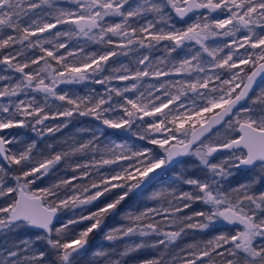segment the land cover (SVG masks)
<instances>
[{
    "label": "snow or ice",
    "instance_id": "6c2138e0",
    "mask_svg": "<svg viewBox=\"0 0 264 264\" xmlns=\"http://www.w3.org/2000/svg\"><path fill=\"white\" fill-rule=\"evenodd\" d=\"M65 2L71 6H59L58 0H0V50L21 44L43 53L24 62L17 60L25 55L23 49L15 55H3L0 64L19 73L20 78L5 84L0 98L27 96L28 90L43 93L45 98L43 105L35 96L0 103V159L6 162V166L0 164V236L4 239L0 264H75L89 234L101 229L106 217L117 214L122 203L143 187L184 164L182 157H195V167L205 173L203 178L176 175L173 183L189 185L192 191L153 193L151 199L166 201L167 206L128 212L124 216L127 225L109 230L104 237L109 242L131 237H138V241L114 250L118 259H112L113 253L107 251L95 255L104 257L105 264H128V257L151 248L158 254L139 264H264V191L255 190L256 185H264V87L250 96L258 77L264 84V0ZM114 17L119 22H109ZM58 26L67 28L53 34L56 43L42 38ZM219 36L230 39L222 46L207 43ZM60 37H82L109 47L80 57L68 50L65 42H59ZM161 42H167L163 49L166 55L155 62L150 54L140 52ZM190 42L199 49L192 51ZM60 49H65V54H60ZM130 52L137 55L134 67L121 64L112 68L111 74L94 78L108 71L111 58ZM51 61L59 67H53ZM31 65L36 68L25 71ZM148 77L158 83L140 90L138 82ZM11 79L0 76V80ZM90 79L106 86L112 80L132 83L122 89L108 86L98 96L71 98L56 91L59 84ZM130 92L138 95H125ZM114 96L120 101L113 103ZM49 97L70 107L59 106L55 113L46 111ZM117 109L122 114L113 118L110 113ZM74 113L100 121L104 127L97 129L99 135L94 133L91 140L74 143L38 161L33 156L34 141L23 151L12 149L17 140L11 130L31 127L43 136L45 131L54 133L61 127H48L45 121L70 118ZM133 125L143 128L133 133L145 142L139 147L101 140L105 128L129 131ZM89 152L93 157L99 154V159L75 162L72 171L78 175L38 192L31 190L60 162ZM218 155L221 159L213 162ZM13 166L21 171L11 176L15 181L11 185L8 180ZM105 166L115 167L105 173L101 171ZM237 173L244 175L245 182L229 193L223 184ZM78 180L86 182L73 183ZM96 202L103 206L78 219L62 223L58 216L64 209ZM196 202L206 205V210L186 211ZM85 220L90 225L69 237V226ZM218 222L242 227L235 234L220 233L175 251L186 230L203 233ZM57 223L61 226L56 227ZM22 232H30L34 239L22 238ZM35 242H43L44 247L36 248Z\"/></svg>",
    "mask_w": 264,
    "mask_h": 264
},
{
    "label": "rangeland",
    "instance_id": "374dc122",
    "mask_svg": "<svg viewBox=\"0 0 264 264\" xmlns=\"http://www.w3.org/2000/svg\"><path fill=\"white\" fill-rule=\"evenodd\" d=\"M133 3L136 2H142V0H132ZM59 6L63 7H69L71 5L67 4L65 0H58ZM74 7V6H72ZM216 15V14H213ZM173 17L175 18V15L173 13ZM36 17H33L35 19ZM152 16H149L148 19H152ZM220 18H224L223 15H220ZM25 21H27V17L24 18ZM112 20H115L116 22H119L118 17L111 18L109 22ZM143 23V21H140ZM178 27H184L183 24H178ZM67 26H58L56 29H52L48 33L43 34V39H53V43H56L57 40L54 38L53 34L60 30L64 31L66 30ZM260 29H257V32H259ZM14 34V33H13ZM239 35V34H238ZM31 39L35 40L36 37H32ZM117 39V38H113ZM229 37H215L210 38L207 43L210 46L215 45H223L224 42L228 41ZM59 42H65L68 46V50L74 51L77 53L78 56L82 57L84 54L92 53V52H99L101 49H106L107 45L97 44L91 41H86L85 38L82 37H60ZM167 42H161L159 45H157L153 49H141L140 52L143 54H150V58L155 62L158 58L164 57L166 54L164 52V44ZM27 44V42H25ZM44 47L51 48L52 45L45 44ZM192 51H195L199 49V45L195 44L194 42H190L188 46ZM83 49V53L80 52V49ZM23 49L25 52L24 56L17 57V60L19 62H24L26 59L30 60L32 58H35L37 56L43 55V53L40 52L39 48L35 49H27L24 47V45L16 44L10 49L0 50V59H2L3 55L11 53L12 55H15L17 51ZM188 48L184 49V52H187ZM243 51V50H241ZM60 54H65V49L59 50ZM184 52H181L180 58H183ZM175 55V54H174ZM206 56V54H205ZM70 61L72 58H69ZM137 59V55L135 53L130 52L128 56H118L111 58L109 61L108 71L95 75V79H100L104 75L111 74V69L119 67L121 64L127 65L129 67L135 66V60ZM53 67H59L56 65L55 61H51ZM43 64V62H41ZM36 68L35 65H31L29 69H26L25 71H32ZM62 70V69H61ZM91 71V70H89ZM0 76H8L11 77V80H0V89L4 87L5 84H11L15 82L17 79L20 78V74L14 72L11 69L6 70V66L3 64H0ZM171 79H176L178 77H169ZM161 79H168V78H161ZM132 81H118V80H112L111 87L116 88H124L126 86H130ZM152 83H158L155 78L148 77L145 78L144 81L138 82V87H140V90H143L146 88L149 84ZM106 85H100L93 82V80H86L80 83H62L57 86L56 91L60 94H65L71 98L76 97H86L89 95L92 96H98L103 95L105 93ZM264 87V84H260L255 88V90L252 92L250 96H255L259 93L260 88ZM29 91V95L25 96L21 94L19 97L14 98H0V103L7 104L9 102V99L17 100H29L32 96H35L37 99V102L41 105L45 103V98L43 93H35ZM125 95H128L130 97H135L138 95V93H125ZM120 98L114 96L113 103L119 102ZM47 103L49 105L48 108H46V111H49L51 113H55L57 111V108L59 106L63 107H70L66 104L65 101H59L55 99L54 97H49L47 100ZM250 103V101H249ZM105 107H108V105H105ZM119 109H117L115 112L110 113V115L115 118L117 115H121ZM148 119V118H145ZM31 120V118H29ZM139 123V122H138ZM45 125L48 127H54L55 125H61L60 130L56 131L54 133H47L45 131V134L43 136H38L35 131L32 130L31 127H25V128H17L11 130L13 133L16 134V140L17 142L11 145L12 149L14 151H23L25 147L32 143L33 141L36 144V147L33 149V156L35 160H41L46 156H49L53 154L54 152L61 151L64 149H67L69 146L73 145L74 143L78 142H87L88 140L92 139V136L94 133L99 135L97 132L98 128H103L104 126L100 123V121H97L92 116H80L79 114L74 113L73 117L66 118V117H57L56 119L47 120L45 121ZM146 126V125H145ZM44 126H37V128H41ZM142 132L143 128H137L136 125H133L132 129L129 131H116L112 129L105 128V137H102L101 140L104 143H109L112 140H115L117 143L127 142L130 146L139 147L144 141H140L138 139V136L133 135V133L136 132ZM223 134V130H221V135ZM51 145L52 147L49 148L48 146ZM99 159V154H96L95 157H93L92 153L89 152L87 155L84 154H78L77 156L73 157L70 161H62L55 167H53L49 173L44 176L41 180L36 181L35 184L31 186L32 191L38 192L40 188H46L51 186L53 183H57L62 179H68L72 175L79 173H73L72 167L74 166L75 162H87L92 159ZM221 159V156H217L216 159L213 162H218ZM182 160L185 161L184 164L176 165L173 172H170L168 174H162L156 182L152 183L148 188L142 189L139 191V194H134L129 201L126 203L127 206L124 208H120L119 212L115 215H110L106 217L104 224L102 225L101 229H96L95 231L99 236L94 237L91 242L88 240L87 244L85 245V248L81 250V253L79 256H76L75 258V264H105V258L101 256L95 255L97 252L100 251H107L110 253H113L112 259H118L119 257L114 254V250L119 251L122 250L123 247L127 242L131 241H138V237H131V238H125L123 241L119 242H109L104 237L105 234L113 229L117 228L121 225H127L128 221L124 219V216L128 212H138L141 210H144L146 208H163L167 206L166 201H156L151 199L153 193L159 192L161 190H171L174 189L175 191H192V187L189 185H185L182 183H173L175 180L176 175L183 174L188 177L192 178H203L204 172L201 171L200 168L195 167L196 164V158L195 157H184ZM0 164H4L6 166V162L0 159ZM111 167L115 166H105L104 169H101L102 172H107L110 170ZM21 171L19 166H13L12 173L10 174L8 183L11 185L15 184L14 179L11 178L12 175L19 174ZM235 171V170H233ZM230 182H225L223 184V189L227 190L229 193L231 192L232 188L238 187L240 183L245 182V177L241 173H237L233 177L229 178ZM86 181H74L75 184L84 183ZM37 189V190H36ZM255 190L257 192L264 191V185H256ZM234 195V194H233ZM104 198L102 197L101 200ZM170 199V197H169ZM3 201H0L2 203ZM102 203L96 202L94 205H88L84 207H77L75 209H64L60 213H58V216L60 217V220L62 223H66L69 219H78L81 215H88L90 211H96L97 207H102ZM207 206L196 202L192 205V209L186 210V211H203L206 210ZM157 221H161V217H155L154 218ZM90 221H82L75 225L69 226V237L74 236L75 234H78L80 231L85 230L89 225ZM61 223H57L56 227H60ZM242 226H226V227H217V224H214L212 227H210L205 232H200L196 229H190L186 230L185 234L182 236V238L177 241V247L175 251H179L181 248L186 247L188 244L191 243H200L204 240L210 239L211 237L218 235L220 233H230L235 234L237 230H239ZM167 230H172V228L167 227ZM198 232V233H197ZM90 235V234H89ZM193 236V237H192ZM22 238H32L31 233H21ZM89 238V237H88ZM155 239V237L153 238ZM4 243V239L2 236H0V244ZM36 248H43L44 244L43 242H35ZM158 254L156 249L146 248L143 249L137 253H134L132 256L127 258L128 264H139V261L142 259L152 258L153 256H156Z\"/></svg>",
    "mask_w": 264,
    "mask_h": 264
},
{
    "label": "water",
    "instance_id": "95a60500",
    "mask_svg": "<svg viewBox=\"0 0 264 264\" xmlns=\"http://www.w3.org/2000/svg\"><path fill=\"white\" fill-rule=\"evenodd\" d=\"M201 11H204V10H201ZM261 84V82H260V78L258 77L257 78V85H254V90H255V88L257 87V86H259ZM252 93H250V95H251ZM184 157H182L181 159H183ZM2 160V159H1ZM5 162V161H4ZM163 174V173H162ZM161 174V175H162ZM159 178V177H158ZM157 178V179H158ZM156 179V180H157ZM156 180H154L152 183H154ZM152 183H150L149 185H147V186H145V187H143V189H146V188H148L150 185H152ZM217 225L218 226H224V227H226V226H240V225H227V224H225L224 222H218L217 223Z\"/></svg>",
    "mask_w": 264,
    "mask_h": 264
},
{
    "label": "trees",
    "instance_id": "16d2710c",
    "mask_svg": "<svg viewBox=\"0 0 264 264\" xmlns=\"http://www.w3.org/2000/svg\"><path fill=\"white\" fill-rule=\"evenodd\" d=\"M37 190V189H36ZM129 201V199L126 201V202H123L122 203V206L120 207V208H124V207H126L127 206V202ZM97 236H99V234H97V232L94 230L92 233H90V235H89V238H88V240H90V242H91V240L94 238V237H97Z\"/></svg>",
    "mask_w": 264,
    "mask_h": 264
},
{
    "label": "flooded vegetation",
    "instance_id": "af4514ba",
    "mask_svg": "<svg viewBox=\"0 0 264 264\" xmlns=\"http://www.w3.org/2000/svg\"><path fill=\"white\" fill-rule=\"evenodd\" d=\"M159 179H160V178H159ZM156 181H157V180H156ZM156 181H155V182H156ZM216 224H217V223H216ZM217 227H218V228H220V227L222 228L223 226H218V225H217ZM197 233H198V232H197ZM192 237H193V236H192Z\"/></svg>",
    "mask_w": 264,
    "mask_h": 264
}]
</instances>
